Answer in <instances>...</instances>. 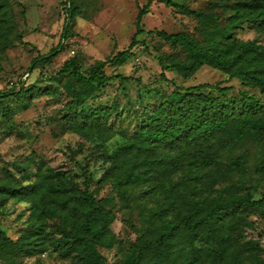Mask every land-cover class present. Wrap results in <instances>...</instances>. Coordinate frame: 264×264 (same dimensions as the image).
Segmentation results:
<instances>
[{"label": "trees", "instance_id": "16d2710c", "mask_svg": "<svg viewBox=\"0 0 264 264\" xmlns=\"http://www.w3.org/2000/svg\"><path fill=\"white\" fill-rule=\"evenodd\" d=\"M7 1L0 0L3 43L14 29ZM154 1L140 6L128 48L108 60H97L88 72L82 70L83 58L76 54L50 77V81L66 77L65 128L86 141L103 146L118 134L112 119L124 107L118 102L94 105L90 100L113 79L130 80L122 74L108 75L105 68L124 64L133 47L142 43L137 37L146 32L143 19ZM160 1L199 23V35L186 30L147 32L175 50L170 56H156L163 71L188 80L207 65L223 71L227 79L191 86L173 82L169 93L140 87L136 130L112 150L96 155L107 164L100 181L110 182L114 195L98 198L93 193L92 154L80 164L82 181L51 167L40 170L35 182L0 178V207L11 197L30 204L27 226L17 239L0 226L3 264H28L27 258L46 251L72 264H111L99 246L117 244L111 229L116 198L131 212L138 210L141 222L140 226L131 223L136 239L116 264H264L261 240L243 239L246 229L254 227L251 216L264 208V180L262 184L246 181L247 151L231 155L253 133L262 153L256 171L264 177V42L236 34L237 28L248 26L264 35V0H215L200 10L174 0ZM63 2L66 16L57 46L61 49L80 13L75 0ZM57 48L34 58L28 71L48 63ZM233 79L242 86L237 93L233 85L225 84ZM35 87L13 86L0 91V100L63 92L52 86ZM154 91L159 99L145 102L144 95L151 97ZM84 145L80 143L73 155L82 153ZM29 164V160L16 163L27 180Z\"/></svg>", "mask_w": 264, "mask_h": 264}, {"label": "rangeland", "instance_id": "374dc122", "mask_svg": "<svg viewBox=\"0 0 264 264\" xmlns=\"http://www.w3.org/2000/svg\"><path fill=\"white\" fill-rule=\"evenodd\" d=\"M63 1H7V9L14 20V29L4 43L0 41V91L7 92L13 86L18 88L24 84L25 88L32 85L36 86L35 89L52 86L61 88L59 90L63 92L56 95L35 92L31 97L23 98L25 100L14 96L0 100V178L23 183L35 182L39 178L40 170L48 171L51 167L66 170L71 176L82 181L80 164L86 162V155L92 154L90 172L95 178L92 191L98 198H103L114 195V192L110 182L100 181L107 164L96 155L105 149L112 150L125 136L136 130L141 108L138 102L140 87L157 88L161 93H169L173 89V82L191 86L204 82L215 83L226 80L228 76L223 71L207 65L188 80L174 71H163L156 56H170L175 50L163 38L149 35L147 32L153 29L170 33L186 30L199 35L196 29L199 23L194 17L184 15L174 7L155 0L143 19L142 25L146 32L137 37L142 43L133 47L132 56L124 64H109L105 68L108 75L122 74L129 76L130 80L120 82L119 79H113L90 100L94 105L118 102L124 107L112 119L113 128L118 134L104 142L103 146L94 141H86L65 128L64 106L69 100L64 88L66 77L61 81H50V77L55 76L64 62L76 54L83 58L82 70L88 72L97 60H108L118 51L128 48L136 31L139 8L148 0H75L80 13L73 23L72 35L63 42L64 48L61 49L57 46L62 38L66 16ZM174 1L200 10L215 0ZM236 34L243 40L257 38L264 42V35L248 26L237 28ZM54 48L58 50L48 63L28 71L34 58L48 54ZM225 84L233 85L235 93L242 88L237 79ZM149 96L150 94L146 93L144 101L154 104L160 94L154 91L153 95ZM82 142L85 143L83 152L73 155V150L78 149ZM244 151L248 152L246 181L255 180L262 184L264 177L256 171V164L262 153L253 133L239 143L231 155L237 156ZM31 158H34L35 162L31 161ZM25 160L30 161L31 173L28 180L16 165L17 162ZM40 166L42 168H39ZM114 202L116 220L111 229L117 235V244L113 248L99 246L111 264H116L136 239L137 232L131 227V223L141 225L138 210L131 212L118 198ZM29 207V203L15 197L9 198L0 207V226L13 239H17L27 226ZM259 210L251 216V220L255 221L254 227L246 229L243 239H260L264 245V208ZM26 262L72 264L70 259L58 258L48 251L27 258ZM0 264L3 263L0 261Z\"/></svg>", "mask_w": 264, "mask_h": 264}]
</instances>
